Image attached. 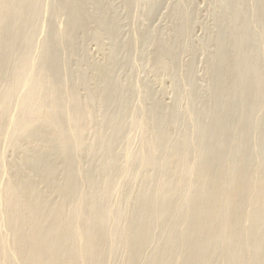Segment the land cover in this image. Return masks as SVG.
<instances>
[{
  "label": "bare ground",
  "instance_id": "obj_1",
  "mask_svg": "<svg viewBox=\"0 0 264 264\" xmlns=\"http://www.w3.org/2000/svg\"><path fill=\"white\" fill-rule=\"evenodd\" d=\"M40 1L41 0H0V264H105L107 263L108 260L113 258V256L114 259H116L117 257L115 258L114 254L115 252H117L118 249L121 248L125 252V254H123L125 255L123 258L125 260L124 262H122L121 260V262L123 264H137V262L142 261L144 257L149 256V255L145 256V251H146L145 249L148 244L147 242H149L147 235L150 233L151 235H149V237L151 236V238L154 240L155 238L152 237L153 235L150 231L154 227L157 228V226L160 225V223H164V221H162L161 215H163L164 213V215L165 214L166 216L168 215L167 217L170 219V213L168 211L171 210L173 212L174 211L173 209H175L174 207L176 206V204L178 206L177 208H179L180 206L178 205L177 202H181V201H183L185 205L186 203L188 205L187 206L183 205V207L186 209H184L181 205L182 207L181 210H184V212L180 210L182 214L178 216L179 218L170 219L171 221H169V223H165V226L162 224L163 228L166 227V229H163L162 227L161 228L165 232V233L162 232L164 234L162 235V237L163 238L165 237L167 239L165 240L164 238L167 244L165 247L158 246L159 249L158 251L155 250L156 254L154 255V257H152L151 260L152 262L151 261H150L151 263L149 262L150 264H177L178 257L180 258L181 256L183 258V255H185L184 257L185 259L187 257V264H211L210 262L211 258L212 261H214L212 263H216L215 262L216 259L217 262L219 261V259L216 257V254L214 253L215 256L213 254V252L216 250L217 251L221 250V252L224 253V256L222 257L225 258L226 256L227 261H225L224 259L226 264H264V259H263L264 257L262 256L264 254V250H263L264 246L263 248L261 246L263 240L260 241L261 237H264L262 236L264 235V214L263 212L260 213L261 211H259L261 205L260 200L263 198L264 195V182L260 181L259 184H256L254 182L250 183L251 178L249 177H251V174H255V172L259 170L261 172V169L252 170L253 169L251 163L252 157L250 159V156L252 155H250L248 158L246 154L247 153L246 145L249 140L248 130H246V126H247L246 123H244V125L240 124L241 126H239L238 128L239 129L238 131L241 134L239 136L240 138L238 140V143L242 146V149H240V152L238 154H236L237 152H235L236 156H233L232 160L229 159L231 161V165L227 167L228 164L226 165L223 162L224 160L227 161V159L223 160V156H224L223 154L225 153L224 150L228 146L229 142L232 140V134L230 132L231 129H229L230 127L228 123H230V120H232V116L234 114H237L238 112H240L241 108L243 109V107L246 106L244 102H240L237 105L235 104L229 108H225L226 109L225 110L223 106L225 105L224 102L226 101L227 98H230L229 97L230 94L231 96L232 95L234 96V94H241L242 91L245 92L246 88L248 90L250 84L249 80H248L249 82H245V81L243 82L242 78L241 80L240 78L236 79L235 78L236 76L233 75L237 70L238 60L236 58L231 57L233 55H227V56L223 55V58L221 59L216 58L219 60V61L217 60V64H219V66H221L222 68L221 74L218 75L216 79V85L218 84L217 86L221 87V89L220 92H218L219 94L217 101L214 103L213 109L211 111L213 114H215V112H219V113L213 119L215 123L213 122L214 124L212 123V125L214 126L211 125L210 127L207 125L206 127L204 124L206 128L204 127L203 129L201 127L200 131H198L200 132L199 137L202 139L204 137L206 139L208 136H211L212 139L215 140V142L212 140L211 143H214L215 145L213 146L212 144L209 146L205 145L204 147L205 141L203 142V144L201 143V146L197 144L198 147L197 149H195L196 150L195 155L193 154V160H190L188 158L189 144L191 145L190 139L188 141L186 139V141L181 147L173 148L174 149L173 152L171 153L167 152L168 155L167 154L166 155L168 157H164V156L160 157L159 149L161 148V146L159 148L158 142H160L159 140L162 137L161 128L159 127L160 129H158V125L155 126L156 128L154 127V125L152 127V124L149 123L150 121L147 120L145 117H141L140 119L137 118V120L134 118L132 122L133 128L134 127L141 128V130L143 131V137L141 136L142 144L139 143L141 144V146L143 145L142 147L140 146V153H141V148H142V153L141 154L137 153V155L139 154V157L138 159H136V164L132 165V169L129 168L128 171L127 170L126 171L128 172V174H132V173L134 174L128 176L130 178L131 176H134L135 181H136V177H140L141 173L140 175L138 174L139 176H136L135 174L137 173V171L139 170L141 171V169L142 170L148 169L150 170L151 174H149L150 176L148 175L146 179L144 178L145 188L143 192L140 190V192L142 193L138 191L137 194V191L134 190L136 191L135 196L139 198L138 201L134 203L136 204V207L138 209V210L136 209L134 210H136V212L138 211L137 212L138 215L134 216V214H130L131 212L129 211V215H126L125 219H123L124 214L128 213V211L126 212V206L130 203V199H128L129 197L127 198L126 196L127 194L126 195L124 194L128 199L127 201H125L124 200L125 197H123V193L121 194L120 192V190H124V189H121V187L116 188L115 185H113L114 184L113 181L117 180L115 179V176H113L114 173L113 171H111L112 169L110 170V165H112L111 168H113V165H115L113 160L110 161L111 160L110 159L108 160L109 162L107 161L108 158L104 160L107 161L108 164L106 163L107 164L106 165L104 163L106 167L102 168L103 170L101 172H103L102 176L104 177V179L101 177L103 180L101 182H99V179L97 180L95 178V176L97 175L96 173H94L96 174L94 176L91 169L87 168L88 169L87 170L82 166V161H81L82 154L86 149V144L84 142L85 135L86 133L88 134V130L91 131V127H92L91 123H93L92 121H94V125L93 124L92 125L93 126L96 125L92 129L94 133L93 141L96 142L93 146L90 147L88 146L87 150L89 152L94 151V153L97 151L98 153H101L100 155L102 156H103V152H105L104 154L106 153L108 154L109 152L112 151L114 145L113 140L114 141L116 140L115 136H117L118 133L124 129L123 128L121 130V126L123 122H121L122 120H120L121 123L120 122H118V124L114 123V125H112V128H110V130L113 129L116 131V135L114 137L112 136V138H110L109 135L105 136L106 133L104 134L101 128L102 124L105 123V122L102 123L104 120V115H103L104 112L103 114H100L101 115L100 117L95 116L93 110V108L95 107H92L94 104H96L95 102L99 98L97 94L98 92L94 90L93 91L96 93L88 92L89 94L87 98L84 97L85 98L84 99L82 97L84 99V101H82L81 100L82 98L79 96L77 88L80 86L79 85L80 83L83 84L86 81L82 82L84 80L78 78L79 81L75 82L76 80L73 79L74 78L73 76L75 75L73 73H72L73 76L71 77H70L71 73L64 76L59 75L60 61L58 59V56L60 55L59 53L61 51L60 52L55 51L56 53L51 52L52 46H56V48L63 46L64 44L62 41L64 39L68 41L66 45L67 46L70 45V47L69 46L68 47L72 48L74 42H72V45L68 43H71L70 39L72 41L71 37L75 33V30H77V26L84 28L82 26L84 25V23L82 24L83 22V19H81L82 16L84 17V19L85 18L87 19V16L90 15L87 14L84 15L82 11L83 10L82 7H80L81 11L77 7L79 4L84 3L82 2V0H74L70 4L65 3L63 1L59 2L58 11L63 10L64 12H66L67 13L66 16L68 15L71 24L69 25V27L67 26L68 29L66 28L67 30H65V32L59 31V33H55L49 37L46 36L47 39L44 41L42 48L40 47L41 45L39 46V48H41L39 50L40 53L35 54L33 52L34 50H32L33 49L32 36L36 33L35 30H36L37 20L38 19L40 20L41 18V17L38 18L39 15L38 10L40 3L42 2ZM56 6L57 3L51 7L56 8ZM43 10L45 11V9ZM53 14L55 18L56 17L55 13ZM53 14L51 15L53 16ZM80 15L81 17H79ZM89 19L92 20V18H88V20ZM79 20L81 21V23L77 22ZM41 21L42 20H40V22ZM87 21L86 24L91 23L90 21H89L90 23ZM93 21L94 20H92V22ZM45 25L47 26L46 23ZM40 26L42 27L41 23ZM49 26L50 25L48 24L47 28ZM86 26L87 25H85V27ZM54 29L55 28H52L51 30ZM39 33L41 32L39 31ZM36 42L34 43L36 44ZM66 45H64L65 48L67 47ZM76 46L78 47V45ZM37 50L38 49L36 47V51ZM49 52L55 55L51 54L52 56L50 55L49 57L48 56ZM161 57H163V55ZM231 63L233 68H235L236 66V70L234 71L233 69V71L229 70V71H225L226 73H223V70L227 66L228 68L231 67L230 66ZM159 64L163 69L165 70L168 69L167 64L165 62V58L162 59L160 58ZM162 68L159 69L163 71ZM228 68H226V70ZM67 69L69 71L70 68L68 67ZM247 69L249 70L250 67L249 68L247 67ZM239 70L237 71L238 73L240 72ZM248 70H246L245 72H247ZM253 71L255 70L253 69ZM104 72H105L104 70L101 71V73ZM104 75L107 74L104 73ZM243 75L244 74H242V77L245 78ZM238 77H240V75ZM82 78H85V76ZM259 78L260 76L258 77V79ZM85 79L87 80V78ZM257 80L253 79V81H257ZM77 83L79 84L77 85ZM89 83L91 84V82ZM105 83L107 84L109 83V81ZM256 87L257 86H255L254 88ZM111 91H113V89ZM244 100L242 99V101ZM106 105H104L103 107H99L98 109L102 108L104 111V107ZM220 109H223L224 112L220 113V111H218ZM252 110L254 112L253 107L250 108L251 113ZM101 112L102 111H100V113ZM244 112H245V108H244ZM119 113L121 112L119 111ZM148 113L146 112V114ZM150 113L152 115V112ZM245 114L247 113L245 112L241 115L244 116ZM115 115H117V113ZM249 115L250 113L248 112L247 116ZM113 116L114 114H112V117ZM244 117L246 118V116ZM116 118L119 117L117 116ZM241 119L242 121L245 120L242 117ZM246 119H247L246 120L247 123L251 121L249 117ZM240 121L241 120L239 119V122ZM108 122L113 123V121H108ZM259 124L264 125V123H259ZM253 126L255 127V125ZM208 127L210 128L215 127L216 128L215 132H212V130H210V128ZM258 131L260 130L258 129ZM163 135L165 134L163 133ZM107 136H109V138ZM30 139H34L33 141L35 143L37 141L39 142V140L42 141L46 140L48 141L49 144L47 145L45 143V147L40 144L41 150L38 149V153H36L37 150L35 149L36 150L35 153L30 154L28 153V150L31 149L30 147L29 148L24 147V149L23 148L20 149V147L18 146L20 142H22L23 140L24 141L28 140L29 142ZM208 139L211 138L208 137ZM182 140H185V138H183ZM5 143H7L10 147L11 146L19 147L24 157L17 155L20 156L21 159H23V160L20 159L21 163L20 161H19L20 164H18L17 161L14 164L10 162V165L13 164L12 165L13 167L7 165L8 167L11 168V170L13 168L14 174L12 177L10 176L12 173L6 176L8 179L5 178L4 181L1 179V177L2 175L5 176V173L8 168L5 165V162L7 163L9 162L4 160V155H6V153L4 154L5 151L3 150L4 148H7L5 147L6 145L3 148V145ZM42 144H44V142ZM90 153L93 155L92 152ZM132 155L134 154H131V157ZM137 155L135 154V156ZM104 157L105 155L102 158ZM128 158H130V154H128ZM164 158H167L168 161L170 162L172 160H175L174 158H177L178 161L175 160V162H177L176 165L177 167L175 166L176 167L175 168L171 165L173 169L175 168L174 170L172 169L170 170L168 169L170 167L166 168V166L165 168H162L159 165V163L165 162L166 160L164 161ZM56 159L61 160L62 165L64 163L66 168L62 167L60 163L56 161ZM132 160H135V158L134 159L132 158ZM127 161L129 160L127 159ZM261 162H263L261 167L264 168V159ZM24 163L29 164L32 171L26 172L28 170L25 169L26 170L25 171L23 169L26 167H22ZM133 163H135V161H133ZM59 165L62 168H64V170L62 171V176L58 175L60 178L57 177V174L60 171ZM10 168L8 169L9 173L11 172ZM21 171H23V173L26 172L28 174L25 175L20 174L22 173ZM172 176L176 178V183L173 182L172 184L170 182ZM98 177L100 178V174ZM157 177H159V180L156 179ZM80 178H83V182L80 183H82L83 185L85 183V188H83L84 187L83 185H79L78 179ZM140 179H143V177ZM154 179L158 181H156L157 183H155L153 187V183L155 182ZM39 182L45 185L46 191L48 189H51V191H54V193L52 192L54 196L59 194L61 195V197H63L62 202H60V200L58 199L59 200L58 202H60L58 203V206L56 205L57 200H55L54 202L55 204H54L52 197L51 199H49L50 198L49 194L51 195L50 190H48V192H50L49 194L47 192L48 194L47 199L48 201L52 200V203L47 202L46 201L47 199L37 200L40 194L41 196H44L39 191L40 190L38 188L39 186H37V184H40ZM131 182L132 181H130V184ZM175 184L177 186L178 185L180 186V184H185L186 192L184 193L183 196L177 195L179 193L177 191L175 192V189L173 187ZM133 185L135 184L133 183ZM136 185L138 186V184ZM151 185L156 190V191L153 190V193L156 192V194L155 193L153 194L154 196H152V194L146 191L147 187ZM140 186L137 189L143 188L142 186H141L142 188ZM130 187L132 186L129 185L128 189ZM245 190H247L250 193L251 192H254L255 194L258 193L256 196L257 198L255 200H254L255 194L252 193L254 198L251 196V199L249 200V205L247 206V207H251L252 211L254 210L257 211L256 213L253 214L252 217H250L251 219L248 218L249 219L248 221L252 220L255 222L256 225L255 226L252 225L254 228L252 227L253 229L251 228L250 231L247 230L242 234L240 233L237 234L236 236H234V233L233 235H230L231 232L233 231L236 232L233 229L236 228V223L238 222L235 221L236 216L231 218V215L235 212L236 213L239 212L238 214L243 213L240 211L242 208L246 207L244 206L240 208L238 205L240 202H243L242 199L244 196H246V195L243 196ZM116 192L117 193L120 192L119 194L120 197L119 196L118 197L120 199L124 198L123 199L124 201L123 200L122 201L126 203V206H123L124 205L122 204L123 202H121V204L114 202L115 204L114 207L108 206L107 203L109 199H111V197L113 196L112 194L115 193L116 195H118ZM228 192H233L232 194L235 197L232 196V198L234 199L233 202L229 204H224L223 199ZM146 193H148V195ZM213 196L216 199V202L212 198L213 201L211 203L214 204L210 206L208 205V203L210 202L207 203L206 198L208 199ZM44 198H46V196ZM114 198H117V196ZM190 198H192V202L190 201L191 200ZM131 199H133V196L131 197ZM226 199H228V197ZM33 200L35 201L32 202ZM134 201H135V197H134ZM48 203L50 204V206ZM111 203H112L111 205H113V202ZM47 204L49 207L52 208L54 207L53 205H56L54 210L50 211V213L47 209H51V208L47 207L46 210L48 212L44 210ZM130 206L132 207V205ZM262 209H264V207ZM144 210L145 211L148 210V211L143 212ZM243 210L244 209H242V211ZM43 211L46 212L47 215L46 213L44 214ZM177 211L179 212V210ZM166 212L169 214H167ZM212 212L214 213L215 217L217 218L220 217L218 219L221 220L223 218L221 227L218 229L219 232L214 229L216 232L214 231L213 235H211L212 234L211 228L213 226L212 225L213 223L211 224L212 226L210 225L211 228L209 227L210 232H207L209 230L206 229V225H205L206 221L210 222L209 219H213L210 218ZM179 214L180 213H178V215ZM239 216H241V214ZM136 217L139 218L138 219L139 225L136 224L137 226L136 225L133 226L135 223L132 224V221L136 219ZM206 218L209 219L206 220ZM242 218L240 219L242 220ZM195 219H197L198 221H196ZM215 219L212 220V222H214ZM181 222L186 223L187 225L186 229L189 227V232L186 233L185 235H182L183 237L180 235L178 237L177 236L178 233L182 234L181 232H179L178 229L183 225L182 224L180 227H178ZM238 224L239 223H237V225ZM215 228H217V226H215ZM206 232L208 233V235L209 233H211L210 234L211 236L205 237L207 235V234L204 235ZM153 240H150V242ZM151 243L149 245H151ZM175 248L176 249L180 248L181 252L179 251L180 253H178V251L175 250ZM173 250H175L178 254L174 253ZM244 251L247 252L246 254L248 255V259L244 258L242 262L240 261L238 262L239 258L241 260L243 259L242 256L240 255L243 254ZM211 254L214 257H216L215 260L213 256H211L210 258ZM218 254L219 253H217V255ZM220 260H223L221 256H220ZM110 261L108 262L110 263ZM113 261H111V263ZM181 261L182 260H180V262Z\"/></svg>",
  "mask_w": 264,
  "mask_h": 264
},
{
  "label": "rangeland",
  "instance_id": "obj_2",
  "mask_svg": "<svg viewBox=\"0 0 264 264\" xmlns=\"http://www.w3.org/2000/svg\"><path fill=\"white\" fill-rule=\"evenodd\" d=\"M41 1H40L41 2L40 6H39V10L41 12L38 10V14H39L38 18H40V17L41 18L43 17V18L42 19L40 18V20H42L41 22L39 19L37 20V23H36L37 25H36V30H35L36 33L32 36V48H33L32 50H34L33 52L35 54L40 53L39 50L42 48V45H43L44 41L47 39V37H49L55 33H59V31L65 32V30L68 29L69 25L71 24V21H70L68 15L66 16V14H67L66 12H64L63 10L58 11V9H59L58 4L61 1L70 4L74 0H51V1L50 0H41ZM55 2L57 3L56 8L51 7V6H54L56 4ZM82 2H84V3L79 4L77 7L79 9H80V7H82L83 14L84 15L87 14L90 16L86 15L87 19L86 18L84 19V17L82 16V18H81V19H83L82 24L84 23V25H82V26L84 28L77 26V30H75V33L71 37L72 41L70 39L71 43H68V44L72 45V42H74L73 47L69 48L70 45H68L69 47L66 45V43L68 41L66 39H64L66 42L64 40L62 42L67 47L65 48L64 45L61 46L64 48H61L59 46H58L59 48H56V46H52L51 52L56 53V52L61 51L59 53L60 54L59 56L57 54L58 59L60 61L59 75L64 76V75L71 73L70 77L73 76V74L75 75V76H73L74 77L73 79L76 80L75 82L79 81L78 78L81 80H84L82 82L86 81L85 83L87 85L85 83H83V84L77 83V85L79 84L81 86V88H80V86L77 88L79 96L81 98L82 97L87 98V96L89 94L88 92H94V91L98 92L97 94H98L99 98L95 102L96 103V104H94L95 106L93 105L92 107H95V108H93L95 116L100 117L101 116L100 114H103V112H104V114H103L104 120L102 123H104V122L105 123L102 124L101 128H102V132L104 134L106 133L105 136L109 135L110 138H112V136L114 137L116 135V131L113 129L110 130V128H112V125H114V123L118 124V122H120V120H122L121 122H123L122 126H121V130L123 128L124 129L118 133V135H117L118 137L115 136L116 140L115 141L113 140L114 145H113V149L111 151L112 153L109 152L108 154L107 153L104 154L105 152H103V156L105 155L104 158H102L103 156L100 155L101 153H98L97 151H96L97 153L96 152L94 153V151H90L93 153V155H92L87 150L88 146L89 147L93 146L96 142V141H93L94 140L93 139L94 133L92 131L93 127L96 126V125L93 126L94 121H92L93 123H91V126H92L91 131L88 130V134L86 133L85 139H84V142L86 144V149L84 150V152L82 154V158H81L82 166L85 169H87V168L91 169L93 174L96 173L97 175L94 174V176L96 175L95 178L97 180L99 179V182H101V181H103L102 178L104 179V177L102 176L103 172H101L103 170L102 168L106 167V165L109 162L108 160H110V159H111L110 161L113 160L115 165H113V168H111L112 165H110V170L112 169L111 171H113V173H114L113 176H115V179H117V180L113 181V183H114L113 185H115L116 188L121 187V189H124V190H120V192H121V194L123 193V197H125V199L122 197H121L122 199H120L119 198L120 192L117 193L118 192L117 191L116 193L118 195H116L115 193H113L112 195L114 197L117 196L118 199L114 198L112 196L114 199L112 197H111L112 200L109 199V201L107 203L108 206L114 207V205H115L114 202L121 204V202H123L124 200L127 201L128 199H130V203L127 206H126L125 202L122 203V204H124L123 206H126V212L128 211L127 214H124L123 219H125L126 215H129V211L131 212L130 214H134V216L138 215V213H137L138 211L136 212V210H138V209L136 207V204H134V203L136 201H138L139 198H137L135 196L136 195L135 192L137 191V194H138V191L140 192V190L143 192V190L145 188L144 187V180L148 177L149 174H151L150 170H148V169L147 170L143 169L144 171L142 169H141V171L140 170L137 171V173L135 175L139 176L140 173H141V175H140V177H136V181H138V182H136L134 176H131V178L134 177L133 178L134 181H133V179H131L129 177L133 173L128 174V172H127L129 168L132 169V165L136 164V159H138V157H139V154L137 155V153H140V146L142 144L141 136L143 137V131L141 130V128H135V127L133 128L132 122H133L134 118L137 120V118L140 119L141 117H145L147 120L150 121V122L149 121L148 122L152 124V127H153V125H154V127L156 125H158V129L161 128L162 137L159 140L160 142H158L159 148L161 146V148L159 149L160 150V152H159L160 157H163V156L168 157L167 152L171 153L174 151L173 148L181 147L184 144V142L186 141V139H187V141L189 139L192 141V142L190 141L191 145L189 144V150H188V158L190 160H193V154L195 155V151H196L195 149H197V147H198L197 144H199L201 146V143L203 144V142L205 141L204 147H205V145H208V146L211 144H212V146L215 145L214 143H211L213 140L211 136L207 135L211 139H208V137L206 136L207 140L205 139V137L203 138L204 139L203 140L202 138L199 137L200 132H198V131H200L201 127L204 129V127L205 126L207 127V125L211 127L212 123L214 122V120H213L214 117L219 113V112H215V114H213L211 110L213 109L214 103L217 101L218 94H219L218 92H220V89H221V87L217 86L218 84L216 85V79H217L218 75L221 74V70H222L221 66H219V64H217V60L223 58V55H226V56L227 55H233L231 57L236 58L238 60L237 61V65H238L237 70H236L235 65H234L235 68L232 67V63H233L232 62L230 65L231 67L228 68V66L226 65L227 66L226 68H228V69L226 70V68H225L223 70V73H226L225 71H229V70L233 71V69H234V71L235 70L236 71H235V73L233 72L234 74L233 73L232 74L234 76H236L235 77L236 79L240 78V80H241V78H242L243 82L244 81L245 82L250 81L248 90L246 88L245 92L242 91L241 94H234V96L233 95L231 96V94H230V96H229L230 98H227L226 101L224 102V104H225V105H223L224 109L229 108L235 104L237 105L240 102H244L246 104V106L243 107V109L241 108L240 112H238L239 114L238 113L234 114L232 116V120H230V123H228L229 127H230L229 129H231L230 132L232 134V140L229 142L228 146L224 150L225 153L223 154L224 155L223 160L227 159V161L224 160L223 162L226 165L228 164L227 167L229 165H231L230 160L233 159V156H236L235 152H237L236 154H238L240 152V149H242V146L238 143V140L240 138L239 136L241 135L240 132L238 131L239 130L238 128H239V126L244 125V123H246V125H247L246 130H248V137H249V140H248L247 145H246V147H247V153L246 154H247L248 158L250 155H252V156H250V159L252 157V159H251L252 160L251 161L252 168H253L252 170L261 169V172L259 170V171L255 172V174H251V177H249V178H251V180L249 179L251 182L250 181L249 182L250 183L254 182L256 184H259L260 181L264 182V168L261 167L262 163H263L261 161H263V159H264V153H263L264 152V139H263L264 138L263 137L264 136V127L263 126L264 125L259 124V123H264V97H263L264 96V94H263L264 93V77H263L264 76V0H127V1L126 0H82ZM128 2H130V3H128ZM43 6H45L46 8ZM43 9H45V11ZM80 11H81V9H80ZM176 11H177V13H176ZM43 12H45V13H43ZM53 13H55V16H56L55 18H54ZM42 14H43V16H42ZM51 14H53V16ZM81 15H82V13H81ZM81 15L79 17H81ZM88 18H92V20H94V21L92 22V20H90V19L88 20ZM64 20H66V21H64ZM38 21H39V24H38ZM86 21L87 22L90 21L91 23L90 22L89 23L91 25L88 23L86 24ZM77 22L81 23L80 20ZM40 23H41L42 27L40 26ZM45 23L47 24V26H48V24L50 26L47 28ZM50 23L52 24V26L53 25L54 26L52 27ZM85 25H87V26L85 27ZM50 28L51 29L55 28V29L51 30ZM59 28H60V30H59ZM38 30L41 33H39ZM46 30H48V31H46ZM35 35H36V37H35ZM99 35H100V37H99ZM73 38H74V41H73ZM36 41L38 42V44ZM34 42H36V44ZM76 45H78V47ZM39 46L41 48H39ZM36 47L38 49L37 51H36ZM51 52L48 53L49 57L52 54ZM75 53H76V55H75ZM52 55H55V54H52ZM162 55H163V57H161ZM160 58L161 59L165 58V62L167 64V68H168L167 70L163 69L160 66V64H159ZM216 58H218V59H216ZM215 59H216V61H215ZM248 61H250V62H248ZM85 62H86V64H85ZM66 63H68V64H66ZM106 63H108V64H106ZM64 66H66V67H64ZM68 67L70 68L69 71H71V72L68 71V69H67ZM77 67H78V69H77ZM247 67L248 68L250 67V69L248 70ZM159 68H162L163 71L164 70L165 71L163 72ZM230 68H232V69H230ZM101 69L104 70L105 71L104 73L107 75H104V73H101V71H102ZM253 69L255 71H253ZM238 70L241 73L243 72L242 74H244L243 76L245 78L242 77V74L240 72L239 73L237 72ZM246 70H248V71L245 72ZM251 71H253L254 73ZM237 73L240 75V77H238L239 75ZM258 73L262 74V75H259ZM84 76H85V78H87V80L85 78H82ZM259 76H260V78L258 79ZM102 77H103V79H102ZM253 79H255V80L258 79L257 81H259V82L253 81ZM81 80H80V82H81ZM108 81H109V83L106 84L105 82H108ZM89 82H91V84ZM102 82H104L105 84ZM251 82H252V84H251ZM255 83H257V84H255ZM100 85H102V86H100ZM255 86H257V87L254 88ZM112 89H113V91H111ZM96 92H94V93H96ZM259 92H261V93H259ZM115 93H116V95H115ZM85 94H86V96H85ZM109 96H111V97H109ZM242 97H244V98H242ZM83 98L81 99L82 101H84V99H85V98L84 99ZM242 99L243 100L245 99L247 101V103L245 100L242 101ZM98 102H99V105H101V104L102 105L99 106ZM104 105H106L104 107V111L102 108H101L102 110L98 109L99 107H103ZM116 106L119 108H117ZM144 107H145V109H144ZM251 107L254 108V112L252 110V113L250 112ZM106 108L110 111H108ZM244 108H245V112L247 113L244 116H246V118L249 117L251 119V121L249 119L250 122H248V123L246 121L247 119L241 115V114L245 113ZM99 110L102 112L100 113ZM119 111L121 113H119ZM218 111H220V113L224 112L223 109H220ZM146 112L147 113L149 112V113L146 114ZM150 112H152V115ZM248 112L250 113L249 116H247ZM111 113L114 114L113 117H112ZM116 113H117V115H115ZM252 115H253V117H252ZM115 116L116 117L118 116L119 118H116ZM241 117L243 119H245V120H243L244 122L242 121ZM117 119H118V121H117ZM239 119L241 120L240 122H239ZM188 120H189V122H188ZM108 121H113V123L108 122ZM181 121H183V122H181ZM252 121L255 123H253ZM172 123L175 125H173ZM204 124H205V126H204ZM258 124L261 126H259ZM249 125H250V127H249ZM253 125H255V127ZM109 126H111V127H109ZM212 126H214V125H212ZM210 127H208V128H210ZM256 127H257V129H256ZM177 128H179V129H177ZM214 128H210V130H212V132H215L216 128L215 129ZM258 129L260 131H258ZM253 130H255V131H253ZM163 133L165 135H163ZM186 135H187V138H186ZM109 136H107V137L109 138ZM176 138H178V139H176ZM183 138H185V140H182ZM33 140L34 139H30L29 142H28V140H26V141L23 140L22 142H20V144L18 146L20 147V149L21 148L24 149V147H27V148L30 147L33 150L29 149L28 153L34 154L36 150H37L36 153H38V149L41 150L40 149L41 145H43L45 147V143L47 145L49 144L48 141H46V140H43V141L39 140V142H41V143H39L37 141L38 143L36 142L37 143V145H36V143ZM195 141H197V142H195ZM213 141L215 142V140H213ZM43 142H44V144H42ZM139 143H141V144H139ZM4 146L8 148L9 145L7 143H5L3 145V148H4ZM208 146H206V147H208ZM11 147L9 146L8 149L4 148L3 151H5L4 154L6 153V155H7V158H6V155H4V160L9 161L8 163L5 162V165L13 167L12 165L16 161L18 164H20L21 160H23V159H21V157H24V156H23V153H21L22 151H20L19 147H14V146H11ZM230 147H232V148H230ZM16 148H17V150H16ZM161 150H163V151H161ZM8 152H10V153H8ZM85 152H87V153H85ZM141 153H142V148H141ZM128 154H130V158H128ZM131 154H134V155H132V157H131ZM135 154L137 156H135ZM17 155H20L21 157L17 156ZM253 155H254V157H253ZM256 155H258V156H256ZM132 158L133 159L135 158V160H132ZM106 159L108 162L104 161ZM127 159L129 161H127ZM174 159L176 161H178L177 158H174ZM175 160H172L170 162V161H168L167 158H164L165 162H162L163 164L159 163V165L162 168H165V166H166V168L170 167L168 169L174 170L177 167L176 166L177 162H175ZM19 161H20V163H19ZM56 161H58L62 167L66 168L64 163L62 165L61 160L56 159ZM133 161H135V163H133ZM10 162L13 164L10 165ZM127 162H128V164H127ZM104 163L105 164L107 163V164L105 165ZM129 163L131 164V167H130ZM88 164H89V166H88ZM259 164H261V165H259ZM24 165H26V166H24ZM60 165H59L60 171L57 174L58 178H60L58 175L62 176V171L64 170V168H62ZM171 165L173 167H175V166L176 167L173 169V167ZM10 167L7 168L5 176L2 175V177H1L2 180L7 178L6 176L10 175L11 173L12 174L10 176L11 177L13 176L14 170H13V168L11 170ZM22 167H26V168H23L24 170L25 169L28 170V171L25 170L26 172L32 171L29 164H27V163H24ZM9 168L11 170L10 173L8 170ZM21 172L22 173H20V174H24V175L28 174L26 172L23 173V171H21ZM145 172H146V174H145ZM260 173H261V175H260ZM99 174H100V178L102 177L101 179L98 177ZM105 175H106V173H105ZM124 175L126 176V178ZM155 175H157V174H155ZM21 176H23V175H21ZM119 176H121V177H119ZM142 177H143V179H140ZM174 178L175 177H173V176L171 177L170 182L172 184H173V182L176 183V178L175 179ZM156 179L159 180V177H157ZM78 180L77 181H78L79 185H83L82 183H80V182H83V178H80ZM127 180H128V182H127ZM158 180H155V182L153 183V187H154V184L157 183L156 181H158ZM118 181H119V184H118ZM121 181L123 184L121 183ZM130 181H132L135 185H133L132 182L130 184ZM115 182L117 183V186H116ZM136 184H138V186ZM129 185H131L132 187H130L128 189ZM37 186H39L38 188L40 189V190L39 189L38 190L42 193V195H44V196H41V194L39 195V193H38V195L41 197V199L38 196L39 199L37 198V200L47 199L48 194L51 192L52 196L49 194V196H50L49 199H51V197H52L53 203L55 202V200H57L56 205L58 206V203L62 202L63 197H61V195H59V194L54 196L52 194V192L54 193V191H51V189H48V190H50V192H48V190L46 191L44 184L40 183V184H37ZM83 186H84L83 188H85V183ZM139 186L142 189H140V188L137 189ZM153 187L151 185V186L147 187V190H146V191H148V193L152 194V196H154L153 195L154 193L156 194V192L153 193V190H155ZM173 187L175 189V192L177 191L179 193V194L176 193L178 196H183L184 193L186 192L185 184H180V186L179 185L177 186L175 184ZM175 187L176 188L178 187V188L176 189ZM134 190H136V191H134ZM246 191L247 190H245L244 193L242 192L243 196L246 195L242 199L243 202L239 203V201H238L239 204L236 202L240 208L246 206V207L242 208L245 211L244 210L242 211V209H241L240 212H243V213H240L241 216H239L240 215V214H238L239 212L238 213L235 212L231 215V218L236 216L235 221L236 222L238 221L237 223H239V224L237 225V223H236V228L233 229L236 232L233 231V232H231L230 235H233V233H234V236H236L237 234H239V233L242 234L247 230L250 231L251 228L253 227L252 225H254V226L256 225L254 221H252V220L248 221L249 220L248 218L252 217L253 214L256 213L257 211H255L254 209H253L254 211H252L251 207H247L249 205V200L251 199V196L253 197L252 193H254V192L250 193V192H248V191L246 192ZM47 192H48V194H47ZM142 192H140V193H142ZM148 193H146V194L148 195ZM232 193L233 192H228L224 196V199H225V200L223 199L224 204H229V203L233 202L234 199L232 198V196H234V195ZM124 194L125 195L127 194L126 196H127V198L128 197L129 198L127 199ZM257 194L258 193L255 194V196H254L255 198L253 197L254 200L257 198L256 197ZM45 196H46V198H44ZM132 196H133V199H131ZM134 197H135V201H134ZM139 197H140V195H139ZM227 197H228V199H226ZM212 198L216 202V199L214 198V196L210 197L208 199L206 198V202L207 203L210 202V203H208V205H210V206L214 204V203H211L213 201ZM58 199L60 200V202H58L59 201ZM190 199H191L190 201L192 202V198H190ZM35 200H33L32 202H34ZM110 200H111V202H113V205H111L112 203L110 202ZM227 200H229V201H227ZM46 201L52 203V200L48 201V199H47ZM260 202H261L260 203L261 205H260L259 211H261L260 213L263 212V214H264V211H263L264 209H262L264 207L263 206L264 205V195H263V198L260 200ZM72 203H74V202H72ZM177 203L180 206L179 208H177L178 206L176 204V206L174 207L175 209H173L174 210L173 212L171 210L168 211L170 213V219L179 218L178 216H180L182 214L180 212V210L182 209L183 205H185V203L183 201L177 202ZM48 204L44 208V210L45 211L48 210L50 213V211L54 210L56 205L51 204L54 206L52 208V207H49L50 204H49V206H48ZM130 205H132V207ZM181 205H182V207H181ZM187 205L188 204L186 203L185 206H187ZM47 207L51 208V209H47ZM247 208H248V210H247ZM134 209H136V210H134ZM184 209H186V208H184ZM132 210H134V211H132ZM177 210H179V212ZM146 211H148V210H146ZM146 211L144 210L143 212H146ZM175 211H176V213H175ZM181 211L184 212V210H181ZM45 213L46 212H44V214ZM169 213H167V214H169ZM178 213H180V214L178 215ZM176 214H177V216H176ZM212 214L214 216L213 212L210 215L211 217L208 216V217L213 218V219L208 218L210 220V222L206 221V224H205L206 229L209 230V227L211 228L212 225L217 226V228H215V226L213 228V226H212V228H211L212 234L209 233V235H208L207 232H210V230H209L204 234V235L207 234L205 237L213 235L215 230H217L219 232L218 229L221 227V223H222L223 218L220 220V219H218L220 217L217 218L214 216L215 218H217V219H215L212 216ZM46 215H47V213H46ZM161 216H162V221H164V223H160V225H158L159 228L157 226V228L154 227L150 231L153 235L152 237H154L155 239L153 240L151 238V236L149 237V235H151L150 233L147 235L149 242H150V240H153V241H151L153 244L150 242L151 245H149L150 243L147 242L148 244H147L146 249H145L146 250L145 256L149 255L150 257L149 256H146L148 258L144 257V259L142 261L137 262V264H147V262H148V264H150L152 262L151 261L152 257H154V255L156 254V251H158L159 247H162V246L165 247L166 246L167 243L165 240H167V239L164 237L165 238V240H164V238L162 237V235H164L162 233V232H164L163 229H166V227L163 228V225L165 226V223H169V221H171V220L167 217L168 215L166 216V214L164 215V213ZM240 218H242V220ZM138 219L139 218L136 217V219H134L132 221V224L135 223L133 226H135L136 224L139 225ZM208 219L206 218V220H208ZM214 219L216 222L215 221L212 222V220H214ZM195 220L198 221L197 219H195ZM233 220H234V218H233ZM239 220H241V221H239ZM249 222L251 223V225ZM207 225H208V227H207ZM249 225H250V227H249ZM238 226H239V228H238ZM178 227H180V228H178L179 232L182 233V234L178 233V235H177L178 237H179V235L182 236V235H185L186 233L189 232V227L186 229L187 225L185 222H181ZM154 229H156V230H154ZM176 234H177V232H176ZM262 236H264V235H262ZM230 237H232V236H230ZM157 241H159V242H157ZM160 241H161L162 245L160 244ZM162 241H163V243H162ZM260 241H262V243L261 242L260 243H261V246L263 248L264 237H261ZM148 246H149V248H148ZM121 249H118L117 252H115L114 255H115V258L117 257L116 259H114V256H113V258H111L115 261L110 259L113 262L111 263V261L108 260V261H110V263L107 261V263H105V264H116V263L121 264L122 262H124L125 259H123V258L125 255H123V254H125V252L123 249H122L123 251ZM184 249H185V247H184ZM175 250H177L178 253L181 252L180 248L179 249L175 248ZM175 250H173V252L178 254ZM119 252H121V253H119ZM214 253L216 254V257L219 259L218 262L216 261L217 260L216 257H214L215 256ZM217 253H219L218 254L219 256L217 255ZM246 253L247 252L244 251L243 254L240 255L243 258L242 260L238 257L240 259V260L238 259V262L239 261L242 262L244 260V258L248 259V255ZM213 254H214V256L211 254L210 258H211V256H213L214 260L216 259L215 260L216 263H212L214 261H212V258L211 259L209 258L211 264H220V263L226 264V262H225V261H227L226 256H225V258L222 257V256H224V253H222L221 250L220 251L216 250L213 252ZM248 254H249V252H248ZM220 256L223 260H220ZM249 256H250V254H249ZM262 256L264 257V254ZM184 257H185V255H183V258L180 256V258H182V259H180L178 257L177 264H187V257H186V259ZM179 259L182 260L181 261L182 263L180 262ZM224 259H225V261H224ZM121 260H122V262H121Z\"/></svg>",
  "mask_w": 264,
  "mask_h": 264
}]
</instances>
